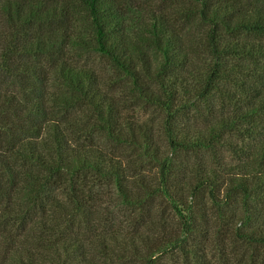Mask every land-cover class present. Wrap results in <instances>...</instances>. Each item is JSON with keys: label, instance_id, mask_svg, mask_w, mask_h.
I'll use <instances>...</instances> for the list:
<instances>
[{"label": "trees", "instance_id": "16d2710c", "mask_svg": "<svg viewBox=\"0 0 264 264\" xmlns=\"http://www.w3.org/2000/svg\"><path fill=\"white\" fill-rule=\"evenodd\" d=\"M0 264H264V0H0Z\"/></svg>", "mask_w": 264, "mask_h": 264}, {"label": "rangeland", "instance_id": "374dc122", "mask_svg": "<svg viewBox=\"0 0 264 264\" xmlns=\"http://www.w3.org/2000/svg\"><path fill=\"white\" fill-rule=\"evenodd\" d=\"M80 64L94 67L103 79H106L108 76H110V74H112V70L109 66L108 61L104 57L96 53L84 55L80 60ZM112 84L114 92L117 93V95L121 98V101L123 103V112L126 116H130L131 118L139 120H145L149 122L151 121L154 124L155 128L160 127L159 114L156 112V110L152 106L147 105L140 100H136L131 94V90L128 88L126 82L119 81L118 83L112 82ZM80 119L81 123L86 122V116L81 108H77L74 111L69 112L65 117V120H67L68 122L73 121V123L78 124L80 123ZM69 128L79 134V131H77V129H75L74 127ZM95 136L101 144L107 147V149L113 150L115 152L120 151L122 153H125V155L129 157L131 155L135 156L138 154L137 151H135V149H133L132 147H119L111 142H108L100 134H96ZM137 172L144 173L146 175L149 174L146 167H138ZM88 184L89 186H91L94 194L96 192L99 194L98 196H95L97 198L96 202L97 204H99L98 206L101 207L105 213H110L105 214L106 219H116V221H118V224L121 227H124L125 231H134L135 228H141V224L133 221L135 213L127 206H125L124 208V206L119 203L115 188L113 186L105 183L99 186L97 182L93 180H90ZM157 208L159 214H161L162 212H164L166 215L172 214L170 205L164 200L158 201ZM105 222L108 223L107 221Z\"/></svg>", "mask_w": 264, "mask_h": 264}]
</instances>
